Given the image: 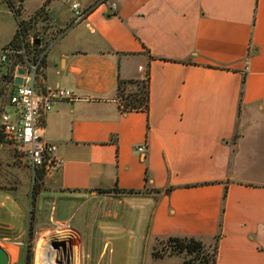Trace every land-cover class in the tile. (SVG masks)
Segmentation results:
<instances>
[{"label":"crops","instance_id":"1","mask_svg":"<svg viewBox=\"0 0 264 264\" xmlns=\"http://www.w3.org/2000/svg\"><path fill=\"white\" fill-rule=\"evenodd\" d=\"M97 1L68 0L91 9L77 23L59 0L22 2L23 17L47 2L62 32L58 65L51 70L45 58L38 87L77 97L44 117L62 161L44 186L60 197L138 193L136 225L146 239H214L215 264H264V0ZM3 13L12 24L0 47L18 29L0 0ZM139 67L148 109L123 112L117 83L141 82ZM173 257L182 264V255L157 259Z\"/></svg>","mask_w":264,"mask_h":264},{"label":"rangeland","instance_id":"2","mask_svg":"<svg viewBox=\"0 0 264 264\" xmlns=\"http://www.w3.org/2000/svg\"><path fill=\"white\" fill-rule=\"evenodd\" d=\"M8 1L19 12L18 20H23L28 28L23 41L27 56L38 54L40 46L58 35L45 11L47 2L29 17H23V0ZM59 2L62 7H70L73 3H68V0ZM106 3L97 1L94 6L101 8L109 5ZM28 8H31L30 3ZM51 12L58 18L60 8H52ZM9 22L12 20L5 13L0 14V46L8 41ZM48 47L46 57L53 70L58 65L57 57H53L55 44L50 43ZM43 69L44 64L36 79L38 85ZM49 72V80H52ZM141 81L139 84L120 83L116 89L114 97L123 112L129 109L126 104L133 96L142 100L145 81ZM6 84V79L0 78V105L5 102ZM38 174L25 164L21 150L5 142L0 134V246L8 253L7 264H35L39 243H42V253L54 243L66 249L70 245L77 264H174L177 260L173 257L164 262L153 256L154 250L163 256L173 254V243L167 242V238L156 243L146 239L144 232L138 229L136 224L140 211L138 204L132 201L135 199L133 195L138 193L129 192L131 195H125V199L122 196L117 198L111 191H97L99 195L96 197L88 193L77 198L71 195L60 197L50 192L43 181L36 179ZM123 200L129 201L130 214L121 212L127 206H123ZM108 211L111 215L105 213ZM117 211L118 215H114ZM57 235L65 236L67 241L53 239ZM215 244L213 239L201 250L199 257L204 264H211ZM193 256L185 254L186 259ZM65 264H70L69 255Z\"/></svg>","mask_w":264,"mask_h":264},{"label":"built area","instance_id":"3","mask_svg":"<svg viewBox=\"0 0 264 264\" xmlns=\"http://www.w3.org/2000/svg\"><path fill=\"white\" fill-rule=\"evenodd\" d=\"M98 2L103 4L107 0H98ZM110 8L115 11L116 5L111 4ZM70 9L73 12L72 23L80 22L91 10L81 7L76 2L71 4ZM56 33L60 35L62 32ZM58 35L48 44L40 46V52L31 57L27 56L23 42L21 48L13 46L0 48V78L6 79L8 87L5 102L0 105L1 137L5 142L21 150L25 164L32 171L39 170L44 174L57 169L62 163L55 156L56 146L45 138L44 117L56 103L77 100V97L69 90L63 88L40 89L36 82L43 68L48 45L54 44ZM36 43L38 44L37 41ZM20 69L24 70V75H18ZM138 70L144 72L142 80L146 81L148 79L146 70L141 67ZM17 77L21 78L19 85L14 84ZM137 152H144V147L137 148Z\"/></svg>","mask_w":264,"mask_h":264},{"label":"trees","instance_id":"4","mask_svg":"<svg viewBox=\"0 0 264 264\" xmlns=\"http://www.w3.org/2000/svg\"><path fill=\"white\" fill-rule=\"evenodd\" d=\"M7 5L10 8V10L13 12V14L17 20L18 29H17L16 33L14 34L12 40L6 46H13L15 48H21V43L25 39L26 32H27L28 28H27V26L23 20H18L19 12L14 10L12 3L8 0H7ZM6 46H3L1 48H4ZM17 57H19V56H17ZM141 82H143V81H141ZM120 83H123V84L127 83L128 84L131 82L118 81L117 88L119 87ZM135 83L139 84V82H135ZM144 87H145L144 88L145 90H144V96L142 97V100L140 101L139 99L136 98V96H133L129 100L128 104H126V106H128L129 109H124V111L126 110L125 112L138 111V110L147 111V109H148V79L145 81ZM124 108H126V107H124ZM35 172L40 173V174H38L36 179L38 181H43L45 174L39 170H37ZM33 193H34V195L36 194L35 189L33 190ZM216 239H217V236H216ZM167 242L173 243L172 244V247H173L172 253L173 254L182 255V264H204L205 263L202 260H200V257H199V254L204 247V244L202 242H200L199 240H196L194 238H188V237H182V238L169 237V238H167ZM152 254L154 257L163 256L162 254H159L158 251H156V250H154ZM185 254L191 255V256L194 255V256L191 257L190 259H186ZM215 261H216V245L214 247V253H213V257L211 259V264H215Z\"/></svg>","mask_w":264,"mask_h":264},{"label":"bare ground","instance_id":"5","mask_svg":"<svg viewBox=\"0 0 264 264\" xmlns=\"http://www.w3.org/2000/svg\"><path fill=\"white\" fill-rule=\"evenodd\" d=\"M53 239L67 241V238L63 235H59V236L57 235L53 237ZM38 245H39L38 246L39 250L37 253L35 264H47V263L48 264H65V258L66 256L68 258V255L70 256V264H77L76 258L74 255L75 252L70 248V245H68L67 249L65 246L63 247L59 245L58 243H54L52 246L49 245L51 246L49 255H48L49 246H47V249H45V251L42 253V243H39Z\"/></svg>","mask_w":264,"mask_h":264},{"label":"water","instance_id":"6","mask_svg":"<svg viewBox=\"0 0 264 264\" xmlns=\"http://www.w3.org/2000/svg\"><path fill=\"white\" fill-rule=\"evenodd\" d=\"M37 44V43H36ZM18 75H24V70H18ZM21 83V78L17 77L14 80L15 85H19ZM8 263V253L7 251L0 246V264H7Z\"/></svg>","mask_w":264,"mask_h":264}]
</instances>
